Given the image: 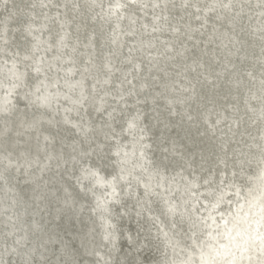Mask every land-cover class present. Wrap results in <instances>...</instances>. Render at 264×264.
I'll use <instances>...</instances> for the list:
<instances>
[{"label":"clouds","instance_id":"clouds-1","mask_svg":"<svg viewBox=\"0 0 264 264\" xmlns=\"http://www.w3.org/2000/svg\"><path fill=\"white\" fill-rule=\"evenodd\" d=\"M0 264H264V0H0Z\"/></svg>","mask_w":264,"mask_h":264}]
</instances>
